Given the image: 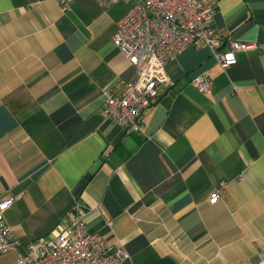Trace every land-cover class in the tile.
Segmentation results:
<instances>
[{
    "label": "crops",
    "instance_id": "obj_1",
    "mask_svg": "<svg viewBox=\"0 0 264 264\" xmlns=\"http://www.w3.org/2000/svg\"><path fill=\"white\" fill-rule=\"evenodd\" d=\"M0 0V197L16 251L39 246L70 203L123 264H258L264 251V0H217L223 39L255 43L221 67L206 46L163 66L165 80L125 132L106 114L135 67L111 42L117 1ZM210 77L207 91L192 78ZM222 193L208 201L210 191ZM14 251L0 253L11 264Z\"/></svg>",
    "mask_w": 264,
    "mask_h": 264
},
{
    "label": "built area",
    "instance_id": "obj_2",
    "mask_svg": "<svg viewBox=\"0 0 264 264\" xmlns=\"http://www.w3.org/2000/svg\"><path fill=\"white\" fill-rule=\"evenodd\" d=\"M101 8L117 1H128L131 7L115 23L111 42L135 67L133 79L123 84L120 93L104 91L106 114L125 132L139 131L141 116L155 98V86L165 80L164 64L187 47L206 46L221 67L235 62V53L254 50L255 43L229 40L225 50L218 49L222 35L212 25L217 0H94ZM68 0H59L66 8ZM201 92L211 86L203 73L192 78ZM219 188L207 195L215 201ZM11 198L0 197V253L14 251L11 264H123L127 253L123 247L109 242L83 227L84 208L73 200L65 213L66 223L55 224L49 237L37 239L39 246L27 244L24 253L16 251L17 239L4 221V210ZM258 264H264V251L257 253Z\"/></svg>",
    "mask_w": 264,
    "mask_h": 264
}]
</instances>
